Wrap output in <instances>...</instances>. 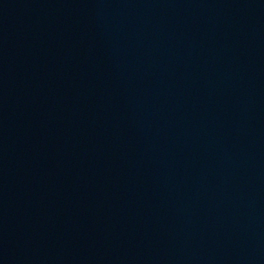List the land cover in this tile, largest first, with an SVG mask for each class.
<instances>
[{
    "label": "water",
    "instance_id": "1",
    "mask_svg": "<svg viewBox=\"0 0 264 264\" xmlns=\"http://www.w3.org/2000/svg\"><path fill=\"white\" fill-rule=\"evenodd\" d=\"M0 264H264V0H0Z\"/></svg>",
    "mask_w": 264,
    "mask_h": 264
}]
</instances>
